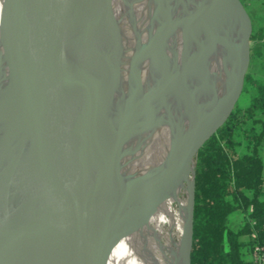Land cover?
<instances>
[{
  "label": "bare ground",
  "instance_id": "bare-ground-1",
  "mask_svg": "<svg viewBox=\"0 0 264 264\" xmlns=\"http://www.w3.org/2000/svg\"><path fill=\"white\" fill-rule=\"evenodd\" d=\"M209 1L187 0V17L180 0H89L85 7L87 16L97 10L106 28L96 37L86 145L92 156L113 118L119 130L113 164L118 191L135 194L161 164L174 157L199 111V77L203 71L222 75L235 58L232 41L218 20L216 2L212 7ZM222 22L233 25L229 16ZM192 25L217 26L194 38ZM218 41L225 51L219 59H210ZM0 47L14 83L0 79V98L11 101L9 110L18 107L16 119L0 132V167L5 170L21 160L33 142L39 84L35 57L11 0H0ZM132 62L135 68L130 71ZM110 75L114 86L109 104L102 84ZM4 111L0 103V113ZM190 180L191 172L186 171L143 222L99 251L90 264H185ZM50 233L68 240L59 215L33 227L3 253L12 255L18 249L28 264H78L72 251L65 258L49 254Z\"/></svg>",
  "mask_w": 264,
  "mask_h": 264
},
{
  "label": "water",
  "instance_id": "water-1",
  "mask_svg": "<svg viewBox=\"0 0 264 264\" xmlns=\"http://www.w3.org/2000/svg\"><path fill=\"white\" fill-rule=\"evenodd\" d=\"M215 1L218 20L236 57L231 81L222 94L216 86L206 97L174 157L161 164L135 194L127 195L113 184L119 141L113 118L92 156L86 145L96 37L106 33L99 12L84 14L89 0H11L35 57L39 84L33 142L21 160L5 170L0 167V264H28L26 256L3 253V249L53 215L62 218L69 238L63 242L57 234H48L49 254L65 258L72 251L78 264H90L99 251L143 222L173 183L190 171L185 254L189 264L193 168L201 149L242 111L250 68L252 28L243 1ZM226 16L233 25L222 22ZM128 67L133 71L134 63ZM111 77L102 84L109 104ZM0 99L5 107L0 113L1 132L16 119L18 107L9 110L11 101Z\"/></svg>",
  "mask_w": 264,
  "mask_h": 264
},
{
  "label": "trees",
  "instance_id": "trees-1",
  "mask_svg": "<svg viewBox=\"0 0 264 264\" xmlns=\"http://www.w3.org/2000/svg\"><path fill=\"white\" fill-rule=\"evenodd\" d=\"M245 8L264 0H242ZM187 17V0H180ZM215 0H210L213 7ZM249 16V14H248ZM251 21L250 63L254 59L264 69V13ZM217 25H192L194 38ZM225 46L217 42L210 59H219ZM247 75L246 103L224 129L199 152L193 168V205L189 264H249L245 254L264 243V80ZM233 61L220 76L203 71L198 80L199 109L218 86L222 94L233 76ZM214 80V82H213ZM243 214L232 228L229 215ZM188 215L186 216L184 231ZM184 235V234H183Z\"/></svg>",
  "mask_w": 264,
  "mask_h": 264
},
{
  "label": "rangeland",
  "instance_id": "rangeland-1",
  "mask_svg": "<svg viewBox=\"0 0 264 264\" xmlns=\"http://www.w3.org/2000/svg\"><path fill=\"white\" fill-rule=\"evenodd\" d=\"M247 14H249V16L251 17V19H253V22H256L259 20V18L262 17L263 13H264V3H254L253 6H248V8L246 9ZM87 16V14H86ZM88 17V16H87ZM120 36L121 39L124 43H126L127 37L123 31V29L120 30ZM236 58V57H235ZM234 58V59H235ZM262 62L264 63V59H262ZM254 63H257L255 60L251 61V65H253ZM252 71V69H251ZM256 77H258L261 80H264V69L259 70L258 72H256ZM0 79L4 80V81H8L10 83H13V79H12V75L10 72V68L8 65V61L5 55V52L3 51V49L0 47ZM14 84V83H13ZM247 97V96H246ZM246 97H245V103H246ZM239 211H234L229 215L228 218V223L231 224L230 222L233 221V218H235L236 216H239ZM13 256L18 255V256H23L18 249H13ZM247 256V254L244 253V258Z\"/></svg>",
  "mask_w": 264,
  "mask_h": 264
},
{
  "label": "crops",
  "instance_id": "crops-1",
  "mask_svg": "<svg viewBox=\"0 0 264 264\" xmlns=\"http://www.w3.org/2000/svg\"><path fill=\"white\" fill-rule=\"evenodd\" d=\"M216 46H217V43L215 44V46H214V49H213V53H214V51H215V49H216ZM255 60V59H254ZM253 60V61H254ZM257 63H254L253 65H251V69H252V74L256 77V72H258L259 70H260V68H259V62L257 61V60H255ZM235 63H236V58L233 60V69L235 70ZM258 78V77H257ZM262 172H263V174H264V152H263V155H262ZM242 217H243V214L240 212L239 213V216H236L235 218H233V221L232 222H230L231 224H229L232 228H235V227H237L239 224H240V222H241V220H242ZM247 259H249V254H247Z\"/></svg>",
  "mask_w": 264,
  "mask_h": 264
},
{
  "label": "built area",
  "instance_id": "built-area-1",
  "mask_svg": "<svg viewBox=\"0 0 264 264\" xmlns=\"http://www.w3.org/2000/svg\"><path fill=\"white\" fill-rule=\"evenodd\" d=\"M249 264H264V243L252 248L249 254Z\"/></svg>",
  "mask_w": 264,
  "mask_h": 264
}]
</instances>
